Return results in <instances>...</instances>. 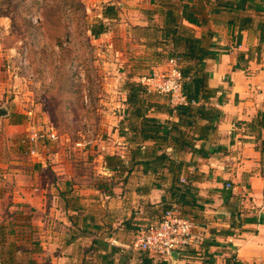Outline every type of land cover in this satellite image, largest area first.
<instances>
[{
  "label": "crops",
  "instance_id": "obj_1",
  "mask_svg": "<svg viewBox=\"0 0 264 264\" xmlns=\"http://www.w3.org/2000/svg\"><path fill=\"white\" fill-rule=\"evenodd\" d=\"M103 1L99 17L112 26L95 38L125 66L97 101L96 143L65 139L25 156L30 116L18 122L8 107L0 118V200L2 185L12 188L0 206V264H166L130 245L171 207L203 235L176 264H264V0ZM108 5L116 14L104 17ZM187 35L214 53L201 63L209 96L193 104L205 109L179 114L153 93L145 112L166 137L145 139L126 84L166 68ZM4 55L0 45V106L15 89ZM156 151L168 158L156 163ZM107 154L121 166L108 167Z\"/></svg>",
  "mask_w": 264,
  "mask_h": 264
},
{
  "label": "rangeland",
  "instance_id": "obj_2",
  "mask_svg": "<svg viewBox=\"0 0 264 264\" xmlns=\"http://www.w3.org/2000/svg\"><path fill=\"white\" fill-rule=\"evenodd\" d=\"M103 3L0 0L3 68L15 85L6 106L16 114L30 116L32 124L26 134L38 127L52 126L59 133L58 142L70 139L75 148L76 140L89 130L96 138L101 137L95 115L97 101L102 93H109L104 83L118 77L120 68L125 66V61L117 60L116 53L111 51L109 40L100 42L90 34V25L101 18ZM58 142L48 140L40 150ZM22 144L25 156L37 155L27 152L23 140ZM71 152L74 153L72 146ZM8 184L1 187V208L12 200Z\"/></svg>",
  "mask_w": 264,
  "mask_h": 264
},
{
  "label": "built area",
  "instance_id": "obj_3",
  "mask_svg": "<svg viewBox=\"0 0 264 264\" xmlns=\"http://www.w3.org/2000/svg\"><path fill=\"white\" fill-rule=\"evenodd\" d=\"M166 68L145 74L139 81L145 85L150 92H157L169 97L171 104L176 107L181 104L196 103L191 101L183 92V75L177 58H171ZM7 67L10 69L11 65ZM15 77L18 75L14 73ZM86 100L87 95L85 96ZM58 131L50 126L48 128L38 127L32 130L23 138L27 145V152L38 154L40 147L46 141L57 142ZM96 137L89 130L81 138L76 140L77 148H87L93 146ZM194 222L180 214L177 208H167L162 216L151 223L139 226L136 236L130 247L147 251L166 264H171V254L174 250H183L202 241L203 235L195 233Z\"/></svg>",
  "mask_w": 264,
  "mask_h": 264
},
{
  "label": "trees",
  "instance_id": "obj_4",
  "mask_svg": "<svg viewBox=\"0 0 264 264\" xmlns=\"http://www.w3.org/2000/svg\"><path fill=\"white\" fill-rule=\"evenodd\" d=\"M115 7L112 5H108L103 10V15L105 16H113L115 15ZM91 34L94 37H99L101 34L107 32L109 30V23L105 22L103 18H100L97 22L90 25ZM183 41L186 44V48L183 50L177 51L173 50L171 55L169 56V61L171 58H177L178 63L180 65L182 75H183V92L191 101L192 99H198L200 97H207V84L206 78L207 74L204 72V68L202 66V61L207 57L214 56L213 52H210L206 47L202 46V38L196 36L187 35L186 37L178 38L177 42ZM261 42H263V36H261ZM195 61V69L192 65L183 66L182 62L187 61L190 62ZM127 99L126 102L133 108V113H136L138 116H143V124H142V136L143 138H153L158 141L159 137H166V135L158 134L161 128V121L147 116V104L146 97L151 96L153 93L148 91L147 87L143 85L139 80H131L127 82ZM159 94V93H158ZM168 98V96H166ZM176 112L179 114L185 115H193L203 112L205 109L202 106L195 107L193 103L181 104L176 106ZM24 114H18V122L23 120ZM156 156V163H159L163 159H167L168 156L165 152H154ZM106 163L108 167L111 169H115L116 166H121L122 159L119 156L107 154L105 156ZM1 237L5 240L4 232L0 231ZM7 264V263H6Z\"/></svg>",
  "mask_w": 264,
  "mask_h": 264
},
{
  "label": "water",
  "instance_id": "obj_5",
  "mask_svg": "<svg viewBox=\"0 0 264 264\" xmlns=\"http://www.w3.org/2000/svg\"><path fill=\"white\" fill-rule=\"evenodd\" d=\"M9 113V108L7 106H0V118ZM179 257V251L174 250L171 254V264H176Z\"/></svg>",
  "mask_w": 264,
  "mask_h": 264
}]
</instances>
